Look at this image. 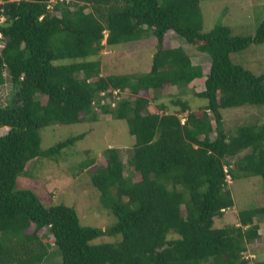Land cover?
<instances>
[{
    "label": "trees",
    "instance_id": "1",
    "mask_svg": "<svg viewBox=\"0 0 264 264\" xmlns=\"http://www.w3.org/2000/svg\"><path fill=\"white\" fill-rule=\"evenodd\" d=\"M199 1L57 0L48 8V0H2L0 85L8 81L12 93L0 104V264H41L54 256L59 264H264L243 256L259 238L255 218L264 206L213 226L233 205L227 179H264V121L231 132L221 114L264 104V65L253 73L229 56L264 42V25L245 35L223 24L203 32ZM169 32L192 50L164 46ZM148 33L155 44L147 71L100 74L103 45ZM193 51L208 55L206 72L191 62ZM200 78L203 87L192 94L203 103L190 108L181 93ZM168 86L177 93L151 111L149 103ZM173 107L177 113L166 111ZM104 114L125 121L130 153L123 159L117 147H106L102 164L90 156L78 165L93 166L89 180L112 224L82 225L73 206L44 204L31 189L16 187L29 163L55 157L84 136L43 149L40 129Z\"/></svg>",
    "mask_w": 264,
    "mask_h": 264
},
{
    "label": "rangeland",
    "instance_id": "2",
    "mask_svg": "<svg viewBox=\"0 0 264 264\" xmlns=\"http://www.w3.org/2000/svg\"><path fill=\"white\" fill-rule=\"evenodd\" d=\"M199 7L203 32L208 31L215 24H223L229 26L234 34L245 35L253 34L258 23L264 25V0H201ZM154 44L155 38L151 33H148L147 37L137 41L103 45L99 52L100 74L104 76L110 73L147 71L150 66L151 54L154 51ZM163 45H181L187 50H192L188 49L189 46L181 38L170 32L164 37ZM229 56L233 62L253 73H259L264 65V42L249 44L242 50L231 52ZM190 59L193 64H200L203 72H206L209 60L206 53L193 51ZM202 80L203 78H200L193 83L190 82L185 87V91L181 93V98L186 99L190 108L195 109L197 105L203 103L202 99L192 94L203 87ZM11 93L12 89L8 81L0 85L1 105L8 101ZM176 93L175 86L163 88L158 93V99L150 102L148 108L151 111H156L155 103L167 104ZM44 100L43 96L41 101ZM166 111L177 113V108H167ZM221 114L223 127L233 132L239 125L264 121V104L225 108L221 109ZM178 116H180L179 113ZM2 131L4 129L0 128V133ZM82 132H84V136L73 145L63 148L59 155L52 158H38L29 163V175L18 176L16 187L31 189L44 204L62 203L73 206L82 225L105 228L115 219L109 210L101 206L98 192L90 183L88 172L93 169V166L80 169L78 164L82 159L90 156L93 157L96 165L102 164L104 162L102 151L106 147H117L124 159L130 153L133 137L128 133L123 119H114L110 115L104 114L100 115L95 122L51 124L43 127L39 130L40 147L47 148L60 140ZM85 150L89 153H85ZM125 169L127 173L131 168L125 166ZM132 178L136 180L139 175L133 173ZM227 184L233 205L231 208L225 209L220 218H214V227L234 223L239 210L264 206V179L259 176L230 179ZM257 222L264 225V214L258 215ZM259 229L263 235L264 227ZM99 240L109 241L112 238L101 237ZM252 241L247 243L248 251L244 250L243 256L247 259H260L257 256H249L253 252L255 255L260 252L258 248L260 245ZM58 261V256H54L50 261L41 264H59Z\"/></svg>",
    "mask_w": 264,
    "mask_h": 264
},
{
    "label": "crops",
    "instance_id": "3",
    "mask_svg": "<svg viewBox=\"0 0 264 264\" xmlns=\"http://www.w3.org/2000/svg\"><path fill=\"white\" fill-rule=\"evenodd\" d=\"M195 80H197V79H194V80H192L191 81V83H193V81H195ZM202 89V88H201ZM200 90V89H199ZM198 90V91H199ZM180 114V116H184L185 115V112H182V113H179ZM178 115V114H177ZM257 217H258V215L256 216V218H255V220H256V223H257V225H258V229H257V233L259 234V238L258 239H254L253 241L255 242V243H258L260 246L258 247L259 248V250H260V252L258 253V254H256L255 255V253L253 252V253H251L249 256L251 257V256H257V257H260V259H255L254 258V260H263L264 259V233H263V235H262V232H260V227H264V225L262 226L259 222H257ZM235 223V222H234ZM263 224H264V222H263ZM252 241V242H253ZM247 245L248 244H246V248H245V251L247 252L248 251V248H247ZM244 251V252H245ZM250 260H253V259H250Z\"/></svg>",
    "mask_w": 264,
    "mask_h": 264
},
{
    "label": "built area",
    "instance_id": "4",
    "mask_svg": "<svg viewBox=\"0 0 264 264\" xmlns=\"http://www.w3.org/2000/svg\"><path fill=\"white\" fill-rule=\"evenodd\" d=\"M2 2V0H0V3ZM55 1L54 0H49L48 2H47V7L48 8H50V5L52 4V3H54ZM3 19V17L2 16H0V21ZM117 91L116 90H113L112 91V93L113 94H115ZM111 104H113L112 102H111ZM180 122H183V118H181V120H180ZM226 178H228V176H226Z\"/></svg>",
    "mask_w": 264,
    "mask_h": 264
},
{
    "label": "clouds",
    "instance_id": "5",
    "mask_svg": "<svg viewBox=\"0 0 264 264\" xmlns=\"http://www.w3.org/2000/svg\"><path fill=\"white\" fill-rule=\"evenodd\" d=\"M49 1V0H48ZM179 118H180V120H181V118H183L184 119V116H179ZM182 123V122H181ZM227 179V178H226ZM227 181H228V179H227Z\"/></svg>",
    "mask_w": 264,
    "mask_h": 264
}]
</instances>
